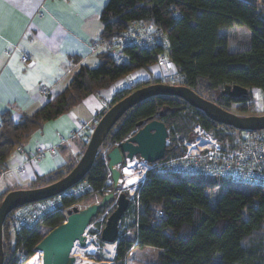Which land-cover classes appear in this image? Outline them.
Returning a JSON list of instances; mask_svg holds the SVG:
<instances>
[{
  "label": "trees",
  "instance_id": "16d2710c",
  "mask_svg": "<svg viewBox=\"0 0 264 264\" xmlns=\"http://www.w3.org/2000/svg\"><path fill=\"white\" fill-rule=\"evenodd\" d=\"M101 21V40L122 37L136 24L155 28L162 43L129 45L121 50L118 62L109 53L99 54L96 67L81 66L64 92L32 115L18 122L10 114L1 118L0 176L7 171V159L21 147L33 131L45 122L69 112L92 94H97L139 70L147 71L166 55L178 72L181 86L230 111L237 105L245 112L251 91H264V0H109ZM244 27L251 33L244 49L229 51L225 30ZM161 83L159 79L126 88L112 100L120 102L136 89ZM249 90L244 99L221 94L226 86ZM231 112V111H230ZM162 121L170 138L189 137L201 125L220 140H226L225 127L175 97H155L130 110L109 133L99 155L82 183L90 187L85 195L104 196L112 190L104 152L139 130V122ZM177 150V152H176ZM169 146L165 157L179 153ZM76 163H69L47 177L39 178L30 189L55 183L68 175ZM11 191L0 194V204ZM82 198H64L60 209L44 215L34 226H17L9 215L3 226L4 264H41L37 245L67 216L61 210ZM131 207L134 238H120L114 264H125L133 246L162 251L153 264H264V189L240 187L225 181L189 178L150 172ZM102 211L99 212V214ZM128 214V213H127ZM44 228L48 232L40 230ZM259 241V242H258Z\"/></svg>",
  "mask_w": 264,
  "mask_h": 264
},
{
  "label": "crops",
  "instance_id": "0c3cea01",
  "mask_svg": "<svg viewBox=\"0 0 264 264\" xmlns=\"http://www.w3.org/2000/svg\"><path fill=\"white\" fill-rule=\"evenodd\" d=\"M108 1L0 0V122L7 113L16 122L34 114L65 91L81 66L99 65V54L105 52L101 15ZM23 55L34 64H24ZM163 73L157 64L139 70L42 124L7 159L8 169L0 176V194L30 189L37 179L69 163L77 164L96 119L111 108L114 97L128 88L129 82H151ZM17 169L23 173L17 174ZM138 249L141 253L157 250L158 257L162 253L151 247Z\"/></svg>",
  "mask_w": 264,
  "mask_h": 264
},
{
  "label": "water",
  "instance_id": "95a60500",
  "mask_svg": "<svg viewBox=\"0 0 264 264\" xmlns=\"http://www.w3.org/2000/svg\"><path fill=\"white\" fill-rule=\"evenodd\" d=\"M221 94L232 99H244L249 96L247 88L235 85L226 86ZM175 97L185 101L192 108L202 112L211 121L238 131L264 130V115L239 116L208 101L186 86L154 83L136 89L120 102L112 105L95 126L91 138L79 162L73 170L61 180L48 186L9 192L0 204V264H4L3 226L9 215L26 205L50 200L62 195L69 189L81 184L92 169L100 148L115 125L134 107L155 97ZM139 129L125 141L118 144L106 155L107 167L112 182V191L102 197L99 203L80 210L77 207L67 212L64 224L51 231L35 248L41 254V264H75L72 252L77 242L83 240V232L93 219L110 202L116 200V208L108 217L102 232V241L117 244L120 223L130 207L125 193L116 197L120 188V167L128 159L140 158L148 163H156L165 156L168 147L169 131L162 121L139 122Z\"/></svg>",
  "mask_w": 264,
  "mask_h": 264
},
{
  "label": "built area",
  "instance_id": "2783aa9c",
  "mask_svg": "<svg viewBox=\"0 0 264 264\" xmlns=\"http://www.w3.org/2000/svg\"><path fill=\"white\" fill-rule=\"evenodd\" d=\"M155 42L167 46V42H162L159 32L155 28L141 23L134 25L122 37L114 38L112 41L101 40V46L106 53L113 55L120 62L122 61L121 50L127 44L140 46ZM21 60L28 66L34 64L27 55H23ZM157 65L164 71L162 80L172 81L179 76L175 66L166 55L159 57ZM135 85V82H129L128 88L133 89ZM101 118L102 116L96 120L95 125ZM1 129L0 122V132ZM223 131L227 135L226 140H220L201 125H195L189 137L185 139H181L179 134H175V139H179L175 149H179V153L171 154L168 157L164 156L162 160L156 163H148L140 158H134L133 161L126 159L124 162L126 167L133 165L137 171L144 170L142 181L137 184L134 192H129L124 189L122 184V170L126 167L122 170L120 167V186L124 192L128 193L127 197L130 201L127 213L131 207L137 206V191L150 172L225 181L235 186L264 189V130L227 131L223 128ZM16 172L22 174L23 170L17 169ZM108 184L112 185V182L110 181ZM89 191L90 187L85 183H81L56 198L14 210L12 218L19 227L34 226L47 213L60 209L64 198L83 197ZM109 193L110 191L106 194ZM71 207L63 208L61 211L65 212Z\"/></svg>",
  "mask_w": 264,
  "mask_h": 264
},
{
  "label": "rangeland",
  "instance_id": "374dc122",
  "mask_svg": "<svg viewBox=\"0 0 264 264\" xmlns=\"http://www.w3.org/2000/svg\"><path fill=\"white\" fill-rule=\"evenodd\" d=\"M222 34L229 37V44H228L229 51H235L237 49L239 50L244 49V46L246 44L248 47V44L251 39V33L244 27H236L231 30H225L222 32ZM163 76L164 74L162 75V77ZM161 78L159 79L161 83L181 86L179 76L175 78L176 80L174 79L172 81H169L166 79L162 80ZM251 98H252L251 103L249 104V107L245 112H240L237 109V105H233L230 108V111L239 116H262L264 115V91L263 92L257 91V90L254 92L251 91ZM137 131H135L134 133H136ZM169 136H170V133H169ZM168 139H169L168 147L169 146L175 147L178 143L177 140H179V139H175V137L174 138L169 137ZM104 154L107 155L108 151L104 152ZM124 167H126V164H123L121 166V170ZM121 193H125L126 195L128 194L124 192L122 190V187L120 186L118 192L116 193V197H118V195H120ZM102 197L103 196L97 195V194L85 195L81 197L82 199L80 201H78L74 206L66 210L64 213L67 216V212L73 209L74 207H77L80 210H83L90 205L99 203ZM116 206H117L116 200L110 202L104 209L101 210L102 212L93 219L90 226L83 232V240L75 244V247L72 252V257L75 258L76 260L75 264H84V262L87 260L90 261L92 264H114L113 260L116 257L117 244H113L114 248L112 249L113 251L112 254L107 252L105 249L108 243H104L102 241V232L106 226L108 217L115 210ZM40 230L43 231L44 233L48 232V230H45L44 228H40ZM134 232H135V228H134V220L132 218V213L129 214L128 212L127 214L126 212L120 223L119 239L120 238H131L132 239L134 238ZM137 248L138 247L136 246L132 247L129 255L126 258L125 264H153L157 261L158 254H159L157 250L151 251V253H149V251L147 250H144V252L141 253V250L139 249L136 250ZM90 250H94V251L91 252ZM134 251L137 253L132 254V252Z\"/></svg>",
  "mask_w": 264,
  "mask_h": 264
},
{
  "label": "bare ground",
  "instance_id": "6f19581e",
  "mask_svg": "<svg viewBox=\"0 0 264 264\" xmlns=\"http://www.w3.org/2000/svg\"><path fill=\"white\" fill-rule=\"evenodd\" d=\"M124 189L129 192H134L138 183H140L144 177V170L137 171L133 165H129L124 170H122ZM114 248L113 244H108L106 246V251L110 254L113 253L112 249ZM93 252L94 250H90ZM84 264H92L90 261H85Z\"/></svg>",
  "mask_w": 264,
  "mask_h": 264
}]
</instances>
